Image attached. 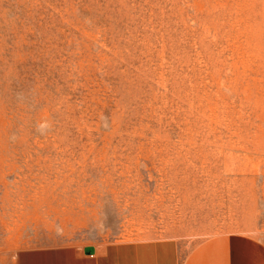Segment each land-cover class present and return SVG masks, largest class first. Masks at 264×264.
Returning a JSON list of instances; mask_svg holds the SVG:
<instances>
[{"label":"rangeland","instance_id":"rangeland-1","mask_svg":"<svg viewBox=\"0 0 264 264\" xmlns=\"http://www.w3.org/2000/svg\"><path fill=\"white\" fill-rule=\"evenodd\" d=\"M228 232L264 240V0H0V264Z\"/></svg>","mask_w":264,"mask_h":264},{"label":"crops","instance_id":"crops-1","mask_svg":"<svg viewBox=\"0 0 264 264\" xmlns=\"http://www.w3.org/2000/svg\"><path fill=\"white\" fill-rule=\"evenodd\" d=\"M91 246L21 250L15 264H264V240L246 233L212 235L196 243L174 236L120 239Z\"/></svg>","mask_w":264,"mask_h":264},{"label":"water","instance_id":"water-1","mask_svg":"<svg viewBox=\"0 0 264 264\" xmlns=\"http://www.w3.org/2000/svg\"><path fill=\"white\" fill-rule=\"evenodd\" d=\"M88 251H93V248H92V247H90Z\"/></svg>","mask_w":264,"mask_h":264}]
</instances>
